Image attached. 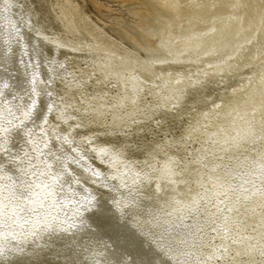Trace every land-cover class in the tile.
Wrapping results in <instances>:
<instances>
[{
    "label": "bare ground",
    "instance_id": "6f19581e",
    "mask_svg": "<svg viewBox=\"0 0 264 264\" xmlns=\"http://www.w3.org/2000/svg\"><path fill=\"white\" fill-rule=\"evenodd\" d=\"M28 2L17 26L48 60L40 95L29 96L31 70L0 45V264H134L159 250L169 251L164 264L200 263L194 253L264 264L246 243L264 250V0H120L140 4L129 11L142 32L147 15L162 21L143 32L150 55L124 47L78 0ZM8 9L0 0L5 38ZM11 87L22 92L23 120ZM33 99L41 104L26 115ZM222 107V133L188 149L189 122ZM168 168L177 173L158 183ZM16 193L33 202L21 205L27 212ZM183 246L197 250L179 255ZM97 251L104 259L89 258Z\"/></svg>",
    "mask_w": 264,
    "mask_h": 264
},
{
    "label": "rangeland",
    "instance_id": "374dc122",
    "mask_svg": "<svg viewBox=\"0 0 264 264\" xmlns=\"http://www.w3.org/2000/svg\"><path fill=\"white\" fill-rule=\"evenodd\" d=\"M4 1H5L6 4H9L10 8H13V10H11V9L9 10L8 9V11L5 10L4 13H3V16L5 17L4 20L2 19L4 21V23H5L3 25V27H4V29L6 28V31L8 32L7 33V37H8V35L11 33V31L15 27V25H17V24L22 25L20 23V21H18L17 16H18V14L20 12V7L22 5H24L28 9L29 2H28V0H13V4H12L10 2V0H4ZM78 1L80 2V4H82L83 8L85 9V11L90 16H92L93 18H95V17L99 18L100 21H98V22H101V23L103 22L105 27H106V30L110 34H112L115 38L120 40L124 47H126L131 52H135L136 50H138V51L142 52V54L150 55V54H147V51H145V49H147V47L145 45L143 32H148L149 30H156V31L160 30L162 21L160 20L159 16H156L155 13H151V14L147 15L146 18H145L147 24H146L145 30L142 32L140 30V28H139V21H140L139 16L138 15H133L129 11L131 9V7H133V6H140L139 3H135V2L122 3V2H120V0H78ZM130 35H133V37L129 38ZM0 37L5 39V36L3 35L2 32L0 33ZM138 43H140V44H138ZM141 47H143V48H141ZM8 68L11 70V73H10L9 76H10V78H13L15 76L16 71L14 69H11L10 67H8ZM9 76H8V78H9ZM9 90L13 92V95H15V98H14L15 102L10 101L9 104L11 106L12 105L15 106V110L18 113V117L20 118V120H23V115H24L23 107H24V105L22 103V100H23L22 92L18 91V93L15 94L14 93L15 92L14 87L9 88ZM5 96H7V95H5ZM40 104H41V102L39 104L37 103L36 108L34 110H32V111H36L39 108ZM12 107H10V108H12ZM247 107H250L248 105V103L246 104V108ZM25 108L29 109L30 107H25ZM221 109L222 110L219 112V114L214 115V117L212 115H209L208 117H205V119H203V120L201 119L202 121H200L199 118H197V119L195 118V121L193 123H195V122L200 123L201 122L200 125L197 124L198 127L195 126L191 121H190L191 123L189 122V124L187 125L188 127H186V129H185V132L187 133V135L191 132L188 135L187 143H186L188 149L192 150V149H194L196 147H199V146L202 147L203 145H205L208 142L207 140H204V139H206V137L208 135H210L211 133H213L215 131H216V133L217 132L218 133H222V132H220V130L222 128L226 127L225 126L226 123H227L226 119L230 118V115H229L230 112H226V110H227L226 107H222ZM207 112H208V110L205 112V114H207ZM216 117H217V119H215ZM44 119H45V116H44ZM45 124H47V123H45ZM191 125H193V126H191ZM208 129H211V130H208ZM196 130H197V132H196ZM43 138H44V140L42 142V146L45 148L46 151H48L49 148H47V147H49V144H50V139L49 138H51V137H50L49 134H46V136H43ZM95 142H97V139L83 141L81 144H83V145H91V144H93ZM49 160H50V163H52L53 166H55L54 160L52 158H50ZM172 167L174 169L173 165H172ZM167 170L165 172H162V174H161L162 176L158 178L159 179L158 183L160 182V184H162V182H164V179L166 180L167 176L170 177V174L177 173L176 169L173 171L172 168H168ZM163 174L164 175L166 174V176H164ZM61 177H63V175H61ZM167 180L169 181L168 178H167ZM65 181L66 182L70 181L69 183H73V179H69V180L66 179ZM73 185H74V183H73ZM75 189H77V188H75ZM14 195H15L14 197L17 198L16 200L19 203L20 212H22V213L27 212V211L24 210V208L26 210H28L29 208H26V205L32 204L33 202L31 200H29L28 198L19 195L18 193L14 194ZM23 204H26V205H23ZM21 205H23L22 207H24V208H22ZM6 224H7V220L0 222V231H1L0 233H4L5 234V236L2 237L4 240L8 239V236H7V232L8 231L6 230V228H7ZM2 230H4V231H2ZM24 240H25V238L23 240H21V242L24 243ZM203 240L205 242L206 238L205 239L199 238V242H201V246L203 245ZM256 240L257 239L255 238V239L252 240V243L249 244V241H247L246 243L250 247H252V245H253L252 248H254L256 251H258L257 253L261 254V257L264 258L263 257L264 255H262V253H264V250L262 251V250H259V248L255 247V246H257V241ZM73 244L74 243L71 241L70 244H68V247H70ZM184 247L186 249L188 248L186 246H183V248ZM185 248H184V251H183V249L180 250V248H178L179 249L178 251L181 252V253L178 252V254L180 255V254H182V252H185L186 251ZM187 250H190V249H187ZM196 250L197 249H191L190 251L193 252V251H196ZM160 251H162V252H160ZM212 251H214V248H213ZM158 252L160 254H157L156 256L155 255H149V254H142V255L138 254V255H135V257L137 259L135 258L136 260H135L134 264H141V263L142 264H150V263H153V264H164V263H167L168 259L165 256H167L166 253H168L169 251H166L165 254L163 253V252H165L163 250H159ZM6 253L7 252H5L4 254H6ZM4 254L2 256H4ZM146 255H147V257H146ZM210 255L208 254L206 257L209 256V258H212L213 256H210ZM11 256L12 255H7V258L4 261H6L8 259V257L10 259ZM192 256H194L193 257V263L200 262V263H197V264H207V263H209V264H222L221 261L218 258H215L214 260H209L208 259L209 261L207 262L206 261L207 260L206 257H203V258L199 259V258H197L195 256V253ZM104 257H105V254L103 253V251H97V252H95V254H93V257L90 256L89 258H92L93 260L94 259L102 260V259H104ZM11 258H13V257H11ZM89 260H91V259H89ZM20 261L22 262V264H24V262L26 264H29L25 259L24 260L21 259Z\"/></svg>",
    "mask_w": 264,
    "mask_h": 264
},
{
    "label": "snow or ice",
    "instance_id": "6c2138e0",
    "mask_svg": "<svg viewBox=\"0 0 264 264\" xmlns=\"http://www.w3.org/2000/svg\"><path fill=\"white\" fill-rule=\"evenodd\" d=\"M242 6H243L242 4L236 5V7H242ZM29 19H31V16H29ZM35 23L38 24V20L35 21ZM28 28L29 31H32L34 30L35 25L29 23ZM35 31L39 32L40 29H35ZM0 45L4 46V55L6 57H12L14 62H16L17 53H19V63L22 64L28 70V72L31 70L33 86H32V90L29 92V96H33V97L39 96L40 93L37 91L35 87L37 73L39 72L40 69L39 61L40 59H44L45 61L48 60V57L43 56V50L38 46L37 43L31 44V49L29 50V45L24 38V34L17 25H15V27L12 29L11 33L8 35L7 38L0 40ZM25 55H27L29 62H31L34 57L36 58L37 62L35 64L32 63L25 64L24 63ZM36 106H37V100L33 99L30 103L29 110L26 112V115H30L31 111L34 110ZM51 107H52L51 105L48 106L49 110H51ZM98 199L99 198H97V200ZM2 252H3V247L0 246V253ZM262 255H264V253H262Z\"/></svg>",
    "mask_w": 264,
    "mask_h": 264
}]
</instances>
